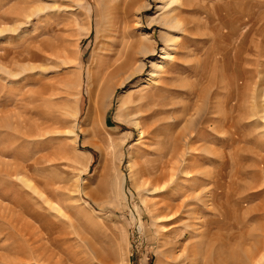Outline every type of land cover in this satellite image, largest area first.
<instances>
[{"label":"rangeland","instance_id":"obj_1","mask_svg":"<svg viewBox=\"0 0 264 264\" xmlns=\"http://www.w3.org/2000/svg\"><path fill=\"white\" fill-rule=\"evenodd\" d=\"M0 264H264V0H0Z\"/></svg>","mask_w":264,"mask_h":264},{"label":"bare ground","instance_id":"obj_2","mask_svg":"<svg viewBox=\"0 0 264 264\" xmlns=\"http://www.w3.org/2000/svg\"><path fill=\"white\" fill-rule=\"evenodd\" d=\"M128 65H130V64L129 63H126V62H121V63L117 64L116 67H114L113 69H111L110 72H109V74L116 75L118 73L125 72L127 70V68L129 67Z\"/></svg>","mask_w":264,"mask_h":264}]
</instances>
